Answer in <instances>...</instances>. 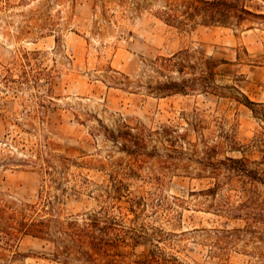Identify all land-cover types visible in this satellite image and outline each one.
<instances>
[{"label":"rangeland","instance_id":"1","mask_svg":"<svg viewBox=\"0 0 264 264\" xmlns=\"http://www.w3.org/2000/svg\"><path fill=\"white\" fill-rule=\"evenodd\" d=\"M162 5L0 0V264H80L61 251L71 242L60 222L88 213L115 222L126 261L170 237L190 264H264L244 251L259 244L249 236L210 246L206 230L243 221L219 214L223 195L237 197L207 192L214 180L203 169L233 156L264 170V28L182 30L159 18ZM182 49L215 62L218 92L154 90L179 77L159 58ZM129 130L139 149L122 147ZM40 220L48 239L26 233Z\"/></svg>","mask_w":264,"mask_h":264},{"label":"trees","instance_id":"2","mask_svg":"<svg viewBox=\"0 0 264 264\" xmlns=\"http://www.w3.org/2000/svg\"><path fill=\"white\" fill-rule=\"evenodd\" d=\"M159 18L166 24L182 30L192 29L196 25L227 26L242 25L245 22H257L264 28V10L261 9V4L254 0H163ZM158 66L163 72L173 71L179 74L178 78L166 75L168 77L166 80L154 85V90L159 94L188 93L193 90L214 93L220 89L214 81L215 62L202 55L194 58L189 49L161 56ZM236 97L239 102L255 112L256 102L242 93ZM128 133L130 136L123 138L122 147L130 150L136 144L139 149V140L143 138L131 133L130 130ZM214 149L206 147L207 159L212 158L209 155L212 151L216 152ZM205 164L203 169H208V166L210 169L207 177L214 180L213 185L206 191L214 195L218 190L227 187V190L235 192L234 195L237 197L236 202H232L231 194L223 195L218 203L222 206L220 210L222 212L219 214L243 221L242 226L206 230L216 237L210 246L224 251L229 243L249 236L259 244H253L254 246L244 251L255 260L264 259V203L260 201L255 186L257 183L264 185V170L249 166L245 158L233 156L206 160ZM105 218L88 213L80 221L72 219L60 222L61 236L71 242V247L64 246L61 251L70 258H77L80 264H190L177 254L181 247L176 242H171L170 237L161 241L162 245L154 244L146 252L126 261V251L122 248L124 239L117 233L115 222ZM46 221L40 220L30 224L26 233L48 239V230L42 225ZM56 254L59 258V253Z\"/></svg>","mask_w":264,"mask_h":264}]
</instances>
